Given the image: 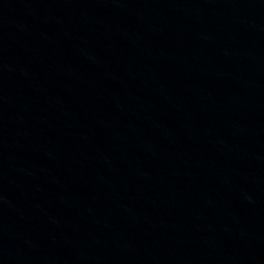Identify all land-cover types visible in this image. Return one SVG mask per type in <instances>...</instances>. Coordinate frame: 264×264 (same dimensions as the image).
Masks as SVG:
<instances>
[{"label": "water", "instance_id": "1", "mask_svg": "<svg viewBox=\"0 0 264 264\" xmlns=\"http://www.w3.org/2000/svg\"><path fill=\"white\" fill-rule=\"evenodd\" d=\"M0 264H264V0H0Z\"/></svg>", "mask_w": 264, "mask_h": 264}]
</instances>
